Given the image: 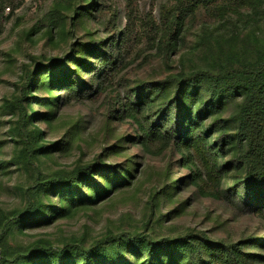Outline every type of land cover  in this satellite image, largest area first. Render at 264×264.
I'll list each match as a JSON object with an SVG mask.
<instances>
[{
	"label": "trees",
	"instance_id": "obj_1",
	"mask_svg": "<svg viewBox=\"0 0 264 264\" xmlns=\"http://www.w3.org/2000/svg\"><path fill=\"white\" fill-rule=\"evenodd\" d=\"M136 1L125 0L123 27L115 8L109 19L101 17L109 9L104 0L59 1L47 13L43 35L48 42L52 35L65 39L67 49L25 67L1 106L14 144L1 168L33 170L34 179L20 194L22 206L0 207V264H264V0H166L156 18L138 16ZM132 43L139 69L157 59L159 75L130 80L134 69L121 71ZM100 95L109 143L70 169L49 175L35 169L66 147L47 142L38 124L50 130L61 106ZM115 122H127L130 134H112ZM77 134L73 130L69 142ZM132 148L164 158L151 174L156 183L139 228L106 230L88 243H9L131 192L146 172L142 155L128 153ZM175 169L183 171L176 179ZM201 197L222 202L234 215H253L261 227L231 240L204 230L157 231ZM163 203L174 207L160 214Z\"/></svg>",
	"mask_w": 264,
	"mask_h": 264
},
{
	"label": "rangeland",
	"instance_id": "obj_2",
	"mask_svg": "<svg viewBox=\"0 0 264 264\" xmlns=\"http://www.w3.org/2000/svg\"><path fill=\"white\" fill-rule=\"evenodd\" d=\"M7 1V0H6ZM64 0H12L13 7L3 5L0 0V207L10 212L22 206L20 194L33 181V170L28 172L17 170L15 166L1 168L2 162L9 161L14 144L10 141L7 129L9 118L1 111L4 99L9 98L16 91V86L21 82V76L25 67L31 70L35 62L45 63L52 57H61L67 49L68 41L52 35V40L47 41L43 26L47 23V13L53 4ZM166 0H138L132 9L138 16L151 14L156 18L159 4ZM109 9L102 14L107 20L110 10L115 8L118 13L120 26L125 25L127 12L125 0H104ZM10 8V9H9ZM32 29H38L27 39L24 36ZM98 31H103L101 26ZM135 43L129 48V55L121 65V71L130 80L137 77L159 75L158 66L160 60H153L151 67L139 69L140 58L135 56ZM174 58V57H173ZM176 58V57H175ZM63 95V94H61ZM104 95L87 98L82 102L61 106L58 110V120L50 130L44 124H38L46 131L47 142H66L64 150H58L46 158H42L33 166L42 174L49 175L58 170L70 169L77 160L87 162L99 154L109 142V136L105 132L104 116L106 106L103 105ZM42 110V109H37ZM112 134L129 135L130 127L127 122H115L110 126ZM73 130L78 134L70 139ZM128 153L142 155L138 160L140 169L145 170L139 175L137 185L126 195H114L86 212H79L68 219L58 220L48 227H40L26 230L23 234L10 237L11 245H26L36 240L45 239L54 245L63 241L90 242L106 230H128L139 228L144 221L146 211V198L149 191L155 185L151 174L161 170L164 166L163 157H155L153 154H144L137 148H132ZM119 160V158H118ZM173 178L180 177L174 170ZM187 193L179 197L184 199ZM174 204L163 203L158 213L170 211ZM260 221L253 215H234L222 202L213 201L201 197L194 201L182 216H172L165 220L159 233L177 234L185 230L206 231L212 238L237 239L242 234L248 235L261 227Z\"/></svg>",
	"mask_w": 264,
	"mask_h": 264
}]
</instances>
